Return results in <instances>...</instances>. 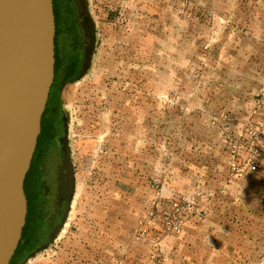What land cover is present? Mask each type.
Listing matches in <instances>:
<instances>
[{
  "label": "rangeland",
  "instance_id": "obj_1",
  "mask_svg": "<svg viewBox=\"0 0 264 264\" xmlns=\"http://www.w3.org/2000/svg\"><path fill=\"white\" fill-rule=\"evenodd\" d=\"M79 1L89 46L59 90L70 193L13 264H264V0Z\"/></svg>",
  "mask_w": 264,
  "mask_h": 264
},
{
  "label": "water",
  "instance_id": "obj_2",
  "mask_svg": "<svg viewBox=\"0 0 264 264\" xmlns=\"http://www.w3.org/2000/svg\"><path fill=\"white\" fill-rule=\"evenodd\" d=\"M54 36L53 0H0V264L9 263L25 224L24 178L54 78ZM70 189L66 172L59 194L68 199Z\"/></svg>",
  "mask_w": 264,
  "mask_h": 264
},
{
  "label": "flooded vegetation",
  "instance_id": "obj_3",
  "mask_svg": "<svg viewBox=\"0 0 264 264\" xmlns=\"http://www.w3.org/2000/svg\"><path fill=\"white\" fill-rule=\"evenodd\" d=\"M54 3L55 7L59 6V3L61 6L64 5V8L62 7L63 15L67 21L69 20L68 23L66 21V26L69 25V29H67L69 35L68 51L65 57H61V79L68 81L80 68L81 61L89 46V35L77 14L74 0H72V4L77 22H72L68 18V13H66L68 11L65 7L66 1L54 0ZM56 32L57 25L55 24ZM55 50L56 53L57 50L60 51L59 33L54 36V55ZM62 124L61 105L52 100V104L48 105V112L41 117L40 134L24 178V193L27 204L25 223L28 226V241L25 244L28 245V248L31 247L30 249L41 244L48 237L51 229L58 223L66 201V198L59 194L66 174V169L62 167L63 159L60 148Z\"/></svg>",
  "mask_w": 264,
  "mask_h": 264
},
{
  "label": "trees",
  "instance_id": "obj_4",
  "mask_svg": "<svg viewBox=\"0 0 264 264\" xmlns=\"http://www.w3.org/2000/svg\"><path fill=\"white\" fill-rule=\"evenodd\" d=\"M53 10H54V16H55V24L57 25V32L60 34V19L61 16L59 14V6L55 7V3L53 0ZM55 33V34H56ZM59 53V55H58ZM56 62L54 65V78H53V82L51 84L50 90H49V94H48V100L46 103V107L45 110L43 112V115L46 114L48 112V105L52 104V100H55L57 103L60 104L59 101V90L61 88V86L64 84L65 80L61 79L60 73H61V66H62V61H61V55H60V51L55 50V55H54ZM27 233H28V226L27 223H25L23 229H22V235L21 238L19 240V243L15 249L14 254L12 255L10 261L8 264H13V262L25 251L29 250L30 248H28V245L25 244L26 241H28L27 238Z\"/></svg>",
  "mask_w": 264,
  "mask_h": 264
},
{
  "label": "built area",
  "instance_id": "obj_5",
  "mask_svg": "<svg viewBox=\"0 0 264 264\" xmlns=\"http://www.w3.org/2000/svg\"><path fill=\"white\" fill-rule=\"evenodd\" d=\"M263 93H262V96H261V98H260V102H261V107L263 108V114H264V89H263V91H262Z\"/></svg>",
  "mask_w": 264,
  "mask_h": 264
}]
</instances>
